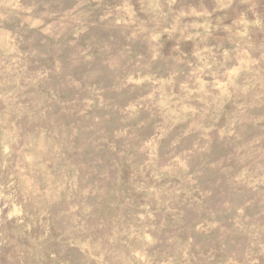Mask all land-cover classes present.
Masks as SVG:
<instances>
[{
  "label": "rangeland",
  "instance_id": "obj_1",
  "mask_svg": "<svg viewBox=\"0 0 264 264\" xmlns=\"http://www.w3.org/2000/svg\"><path fill=\"white\" fill-rule=\"evenodd\" d=\"M0 264H264V0H0Z\"/></svg>",
  "mask_w": 264,
  "mask_h": 264
}]
</instances>
